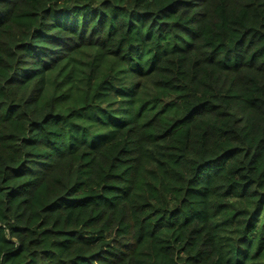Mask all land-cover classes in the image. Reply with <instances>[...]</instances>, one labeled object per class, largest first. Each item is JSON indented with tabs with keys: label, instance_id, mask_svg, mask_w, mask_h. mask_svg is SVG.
<instances>
[{
	"label": "trees",
	"instance_id": "trees-1",
	"mask_svg": "<svg viewBox=\"0 0 264 264\" xmlns=\"http://www.w3.org/2000/svg\"><path fill=\"white\" fill-rule=\"evenodd\" d=\"M0 264H264V0H0Z\"/></svg>",
	"mask_w": 264,
	"mask_h": 264
}]
</instances>
